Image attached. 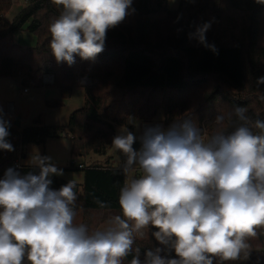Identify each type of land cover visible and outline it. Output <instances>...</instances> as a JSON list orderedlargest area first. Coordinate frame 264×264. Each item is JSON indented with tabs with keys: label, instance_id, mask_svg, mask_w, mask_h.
I'll return each mask as SVG.
<instances>
[{
	"label": "trees",
	"instance_id": "1",
	"mask_svg": "<svg viewBox=\"0 0 264 264\" xmlns=\"http://www.w3.org/2000/svg\"><path fill=\"white\" fill-rule=\"evenodd\" d=\"M12 4L0 0V78L18 80L33 90L42 88L44 77L51 75L63 100L72 97L82 78L91 81L84 88V106L64 127L73 155H105L116 126H127L130 118L153 122L161 109L165 130L174 122L191 120L206 138L218 130L233 131L240 123L234 113L237 107L246 109L250 122L264 121V83H258L264 77V4L256 0H180L177 10L163 0H132L127 22L108 29L104 50L92 60L76 56L71 65L58 63L49 47L48 28L60 7L51 0H27L6 25ZM205 24L210 27L202 41L199 30ZM21 32L34 34L37 45H19L15 38ZM61 105L60 100L46 103L47 108ZM218 114L225 116L222 127L214 123ZM0 120L6 122V140L13 146L12 151L0 149V179L14 169L21 146L43 144L60 129L39 120L23 128ZM81 166L71 162L69 169L84 171L76 210L82 211V224L92 233L122 216L119 196L127 175L124 165ZM15 171L23 176L39 174L40 168ZM49 179L54 190L68 183L55 175ZM157 230L150 226L144 239L133 233L132 253L123 264H130L134 256L143 264L146 251L157 248L161 256L176 258L174 250L157 241L153 235ZM256 232L247 239L246 258L243 254L228 262L213 258V264H264V228Z\"/></svg>",
	"mask_w": 264,
	"mask_h": 264
},
{
	"label": "clouds",
	"instance_id": "2",
	"mask_svg": "<svg viewBox=\"0 0 264 264\" xmlns=\"http://www.w3.org/2000/svg\"><path fill=\"white\" fill-rule=\"evenodd\" d=\"M61 11L49 25V47L58 63L92 60L104 50L106 33L127 15L132 0H51ZM264 4V0H256ZM210 27L205 24L199 31ZM258 83H264L260 77ZM240 123L207 138L194 121L166 130L147 128L141 147L126 130L112 146L124 155L123 172L141 170L120 190L122 216L112 226L89 233L74 224L77 192L69 181L50 187L62 172L50 158L32 157L39 174L21 176L9 168L0 179V264H123L132 253L133 233L147 228L176 258L148 250L143 264H213L247 257V239L264 228V121L250 122L246 109H234ZM231 117V113H229ZM225 116L214 123L222 127ZM258 130V131H254ZM6 122L0 120V149L12 151ZM130 264H142L134 256Z\"/></svg>",
	"mask_w": 264,
	"mask_h": 264
},
{
	"label": "rangeland",
	"instance_id": "3",
	"mask_svg": "<svg viewBox=\"0 0 264 264\" xmlns=\"http://www.w3.org/2000/svg\"><path fill=\"white\" fill-rule=\"evenodd\" d=\"M167 2L170 9L177 10L179 8L180 0H163ZM12 8L6 14V25L12 22L14 17L19 13V11L25 7L26 0H12ZM127 22V16L123 19L122 23ZM15 40L19 45L24 47H34L37 45V37L34 34L28 32L19 33ZM86 79V78H82ZM82 79L79 81V85L82 84ZM91 83V81H89ZM53 84L43 86H49L40 90L33 89L29 94H25L23 88L14 79L11 78H0V115L5 118H14L16 121L18 118L22 119V127L26 125L34 124L39 118L42 120V125L51 127H60L56 131L55 137H50L43 144H30L25 147V152L27 153V158L22 160V164L26 167H37L35 166V161L32 157L39 155L41 157L50 158L48 163L54 165L58 170L62 172L61 175H55L61 179H66L69 181H74L76 188L83 183L84 171L83 170H70V161L73 160L77 164L82 163L86 167L92 166H122L125 162V157L122 153L118 152L112 145L107 149L105 155L91 154L88 157H81L78 155H73L71 153V139L68 135L69 132L64 126H67L71 114L82 108L85 104V91L83 87H76L73 91V95L69 99L63 100L60 95V90L57 87H50ZM55 86V85H54ZM60 100L62 105L57 108H47L46 102ZM13 104L14 109L10 110L9 105ZM16 109V110H15ZM16 111V112H15ZM165 112L161 109L157 117L153 122H160L164 119ZM153 122L142 123L135 118H130L128 120L127 126H116V135L122 134L124 130L132 132L136 136V141L133 144L135 150H139L141 147V136L144 133V124H155ZM14 126V122H12ZM21 128V127H20ZM78 166V165H77ZM138 165H134L127 172V182L133 178H139L140 174L136 171L139 170ZM112 221H107L106 227L112 226ZM103 225V224H102ZM101 225V226H102ZM106 227H103L104 230ZM135 233V232H134ZM144 237H140L138 233H135L140 239H144L147 236L148 228L143 231Z\"/></svg>",
	"mask_w": 264,
	"mask_h": 264
},
{
	"label": "crops",
	"instance_id": "4",
	"mask_svg": "<svg viewBox=\"0 0 264 264\" xmlns=\"http://www.w3.org/2000/svg\"><path fill=\"white\" fill-rule=\"evenodd\" d=\"M27 1V0H26ZM53 79H54V77H53ZM15 80V79H14ZM15 81H17V83L18 84H20V82L18 81V80H15ZM53 83H54V80H53ZM91 83H89V84H87L86 86H88V85H90ZM21 85V84H20ZM22 86V85H21ZM85 86V87H86ZM23 87V86H22ZM46 87H49V86H46ZM46 87H42V88H40V89H43V88H46ZM50 87H55L54 85L53 86H50ZM78 87H83V88H85L84 87V85H78ZM40 89H37V90H40ZM31 91H29V89H28V92H25L24 91V93L25 94H29ZM47 103V102H46ZM9 107H10V110L12 111V109H14V107H13V104H10L9 105ZM16 110V109H15ZM16 112V111H15ZM72 115V114H71ZM0 117H2L5 121H7V122H9L10 124H12V122H14L15 123V120H14V118H12V119H10V118H5L4 116H2V115H0ZM21 118V117H20ZM71 118V117H70ZM21 120V125H22V119H20ZM37 120H39L41 123H42V120L41 119H37ZM36 120V121H37ZM70 120V119H69ZM69 122V121H68ZM142 123H144V122H142ZM153 123H155V124H163L164 125V119L162 120V121H160V122H153ZM31 125H33V124H31ZM26 126H30V125H26ZM25 126V127H26ZM21 128H23L22 126H20ZM65 127V126H64ZM145 131V130H144ZM69 135V134H68ZM70 136V135H69ZM70 139H71V137H70ZM27 153L25 152V154H24V159H26L27 158V155H26ZM71 162H75V161H73V160H71L70 161V163ZM75 164L76 165H84V164H82V163H79V164H77L76 162H75ZM123 166V165H122ZM24 167H26L25 165H24ZM99 167H102V168H107V167H103V166H99ZM109 167H113V168H117V167H121V166H117V167H115V166H110L109 165ZM29 168H39V167H29ZM84 168H89V167H86L85 165H84ZM127 174V173H126ZM66 180V179H65ZM67 181V180H66ZM68 182V181H67ZM82 186H83V183L81 184V185H79V187L78 188H76L75 190H77V193H79V192H81V190H82ZM82 221H83V214H82V211H79V210H76V216H75V218H74V224H76V225H80V224H82ZM110 222V221H109ZM107 223V222H106ZM106 223H104L101 227H100V229L99 230H102V228L103 227H106ZM110 227V226H109ZM106 228H108V226L106 227ZM105 228V229H106Z\"/></svg>",
	"mask_w": 264,
	"mask_h": 264
},
{
	"label": "built area",
	"instance_id": "5",
	"mask_svg": "<svg viewBox=\"0 0 264 264\" xmlns=\"http://www.w3.org/2000/svg\"><path fill=\"white\" fill-rule=\"evenodd\" d=\"M53 80H54L53 79V76H51V75H46L44 77V83H45V85L53 84ZM89 81H90L89 79H82V84H86L87 85V84H89ZM24 91L25 92H28V89H25ZM157 126H159L162 129H165L163 124H144V129L146 130L147 128H153V127H157ZM24 149H25V147L23 148V146H21V148H20V150L18 152V158H17V160L14 163V169L17 170V171H19V172L24 167V165L22 164V160L24 159ZM74 165L77 166L75 164V162H74ZM78 167L79 168H83V166H81V165H78ZM136 172L139 173L140 176H141V170L140 169L137 170ZM138 235L140 237H144V233L142 235L141 234H138Z\"/></svg>",
	"mask_w": 264,
	"mask_h": 264
},
{
	"label": "water",
	"instance_id": "6",
	"mask_svg": "<svg viewBox=\"0 0 264 264\" xmlns=\"http://www.w3.org/2000/svg\"><path fill=\"white\" fill-rule=\"evenodd\" d=\"M14 126H15L16 128H19V127L21 126V120H20V118H18V119L15 121ZM75 191L77 192V190H75Z\"/></svg>",
	"mask_w": 264,
	"mask_h": 264
}]
</instances>
